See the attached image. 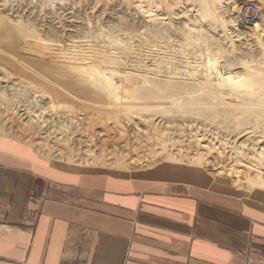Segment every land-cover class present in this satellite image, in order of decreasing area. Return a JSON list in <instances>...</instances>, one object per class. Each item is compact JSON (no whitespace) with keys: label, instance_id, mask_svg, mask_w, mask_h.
I'll list each match as a JSON object with an SVG mask.
<instances>
[{"label":"rangeland","instance_id":"rangeland-1","mask_svg":"<svg viewBox=\"0 0 264 264\" xmlns=\"http://www.w3.org/2000/svg\"><path fill=\"white\" fill-rule=\"evenodd\" d=\"M0 136L61 166L264 190V0H0Z\"/></svg>","mask_w":264,"mask_h":264},{"label":"crops","instance_id":"crops-1","mask_svg":"<svg viewBox=\"0 0 264 264\" xmlns=\"http://www.w3.org/2000/svg\"><path fill=\"white\" fill-rule=\"evenodd\" d=\"M0 264H264V190L61 166L0 136Z\"/></svg>","mask_w":264,"mask_h":264},{"label":"bare ground","instance_id":"bare-ground-1","mask_svg":"<svg viewBox=\"0 0 264 264\" xmlns=\"http://www.w3.org/2000/svg\"><path fill=\"white\" fill-rule=\"evenodd\" d=\"M43 92H46V90H43ZM46 94V93H45ZM91 99H93V100H99V99H101L102 101H108V102H118V101H120L121 100V98H119L118 96H113V97H111V96H94L93 98H91ZM52 97L50 96V98H49V103H51V106H56L53 102H52ZM195 164H197V165H203L204 163L202 162H200V161H198L197 160V162L195 163ZM132 166V165H131ZM133 168H136V166H132ZM255 187H258V188H264V180L263 179H259L256 183H255Z\"/></svg>","mask_w":264,"mask_h":264},{"label":"built area","instance_id":"built-area-1","mask_svg":"<svg viewBox=\"0 0 264 264\" xmlns=\"http://www.w3.org/2000/svg\"><path fill=\"white\" fill-rule=\"evenodd\" d=\"M259 13V6L250 5L248 8L245 9V21L249 22V20H253L252 17L256 16Z\"/></svg>","mask_w":264,"mask_h":264}]
</instances>
